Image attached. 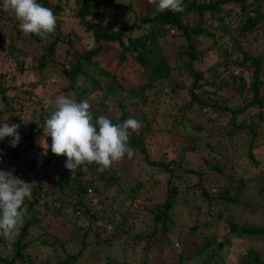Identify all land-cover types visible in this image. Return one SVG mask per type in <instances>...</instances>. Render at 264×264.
Listing matches in <instances>:
<instances>
[{
  "label": "trees",
  "instance_id": "16d2710c",
  "mask_svg": "<svg viewBox=\"0 0 264 264\" xmlns=\"http://www.w3.org/2000/svg\"><path fill=\"white\" fill-rule=\"evenodd\" d=\"M141 1L37 0L57 19L45 39L24 36L0 10V123L19 124L21 137L15 148L0 141V171L33 183L20 233L8 248L0 237V264H167L170 256L216 264L225 240L264 244V164L255 153L264 146V0H183L182 13ZM201 38L211 39L214 58L204 68ZM128 62L137 76L129 86L124 70L118 76ZM49 76L64 84L48 98L71 94L94 119L141 122L127 169L126 155L72 174L65 156L46 151ZM148 143L162 149L156 159ZM166 146H179L177 158ZM135 156L144 166L134 167ZM226 264H264V256L251 247Z\"/></svg>",
  "mask_w": 264,
  "mask_h": 264
},
{
  "label": "clouds",
  "instance_id": "9594fccd",
  "mask_svg": "<svg viewBox=\"0 0 264 264\" xmlns=\"http://www.w3.org/2000/svg\"><path fill=\"white\" fill-rule=\"evenodd\" d=\"M148 2L155 5V13L185 10L183 0ZM0 10L14 15L24 36L33 34L45 39L56 30L57 19L52 9L37 0H0ZM43 108L50 110L43 128L47 138H51L50 145L45 143L46 151L50 149L57 157L65 156L64 167L72 174L81 166L92 164L98 170H105L126 155L129 158L133 155L128 141L131 133L139 134L142 127L139 120L128 118L113 124L104 115L94 119L91 105L86 100L77 102L71 94L45 98ZM3 109L0 103V110ZM19 128V124L0 123V141L9 137V146L15 148L21 139ZM32 184L14 177L11 172L0 171V237L11 239L20 233L28 216L25 200L31 199Z\"/></svg>",
  "mask_w": 264,
  "mask_h": 264
},
{
  "label": "rangeland",
  "instance_id": "374dc122",
  "mask_svg": "<svg viewBox=\"0 0 264 264\" xmlns=\"http://www.w3.org/2000/svg\"><path fill=\"white\" fill-rule=\"evenodd\" d=\"M147 2H148V0L141 1L139 3V8H142L143 5ZM116 23H117V21H116ZM196 42H197L198 49L201 52H203L202 63H201L203 66L201 68H204L205 66H208L212 62H214V58L212 55L213 53L210 52V49H205L206 47H209V45L211 44V39L201 38V39H197ZM5 60H8V57H4L2 62H4ZM108 63L110 65L109 68L112 71L114 66H115V59L113 61H108ZM118 69H120V68H118ZM118 69H116L115 71L118 72L119 71ZM123 70H124V81L127 82L126 85L127 86L132 85L135 78L137 77L135 70H134V65L131 64L130 62H128L126 65H123L120 72L118 73V76H121V75L123 76ZM263 71H264V69H263ZM262 77L264 78V75ZM58 84H64V82L61 79H58V78L55 79V77L49 76V83H48V86L46 87L47 88L46 94L43 95L42 98L43 99L48 98V95H50L52 93V91H55L59 88ZM150 107L151 106L149 105L148 101H146L144 109H146L148 111L147 112L148 115H151V112H149L151 110ZM25 124L24 125L22 124V127L25 126ZM157 127H155L154 125L152 126L153 129H156ZM154 141L157 142L155 139H154ZM162 143H165V140H163ZM159 148L160 147L157 145L148 143L147 149H148L149 155H150V157H152V159H156L159 156V154L161 153L162 149H159ZM178 149H179V146L178 147H167L166 146L165 148H163V151L166 152L167 158L170 159L174 156L177 158L176 151ZM256 152H258L256 154V156L259 159V167H262L264 164V146L261 147L260 151H255V153ZM42 155H44L43 152H40L37 155V158H39ZM135 157H136V159L133 162L134 167L136 169H138L141 166H144L142 164L140 158H138L137 156H135ZM237 162H238L241 169H246L249 167V163L247 161V158L244 155H242L241 158L239 159V161H237ZM130 163H131L130 158H125L121 161L120 168L125 170L130 166ZM163 196H164V193L162 191H158L157 193H155V196L153 198H154V200L159 201V200L163 199ZM117 204H115L114 206H116ZM222 224H220L219 227H221ZM33 233H35V232L33 231ZM15 238H16V236L11 238V239H5L7 242V248H8L9 243L11 241H13ZM251 247L255 248L256 251L261 254V256H264V244L254 245L252 242L249 241V239H244V238L233 239V240H230L229 242H228V240H225V245L222 247V250H221L222 255L220 254L222 261L219 262L220 260L217 259L215 262H218L216 264H223V260L226 263H228L229 261H235L239 257H241V258L244 257V255L246 254L248 249ZM1 250L2 249L0 248V252H1ZM166 261H167V264H174V260H173L172 256H170ZM226 263H224V264H226Z\"/></svg>",
  "mask_w": 264,
  "mask_h": 264
}]
</instances>
